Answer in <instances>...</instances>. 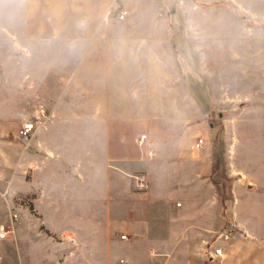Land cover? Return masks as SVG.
Here are the masks:
<instances>
[{
  "label": "rangeland",
  "instance_id": "obj_1",
  "mask_svg": "<svg viewBox=\"0 0 264 264\" xmlns=\"http://www.w3.org/2000/svg\"><path fill=\"white\" fill-rule=\"evenodd\" d=\"M164 1L130 0L128 17L119 21L117 6L93 17L70 12L61 0H0V218L7 215L11 182L34 187L36 167L58 153L55 142L40 145L44 133L122 134L114 137L138 154L122 163V192L127 186V199L139 194L144 208L154 197L166 206L157 205L149 227L148 214L132 210L131 200L126 226L113 231L109 251L90 253L83 239L70 254L55 236L48 237L46 251L39 239L35 246V238L24 235L22 210H34L22 201L21 189L12 207L19 216L14 243L0 250V264H183L187 242L190 255L203 258V239L208 248L223 232L244 234L247 184L264 153V0H176L172 13ZM86 21L101 22L87 28ZM119 100L122 110L115 107ZM26 122L37 125L28 139L20 135ZM142 135L148 140L140 147ZM201 138L206 144L199 155L208 158L206 202L188 205L175 196L166 204L171 192L188 186L183 164L192 161L183 155L193 154ZM150 144L154 159L146 157ZM60 153L68 169L77 164L76 153ZM139 174L147 175L143 190L135 185ZM7 226L0 220V230ZM198 228L212 232L187 237Z\"/></svg>",
  "mask_w": 264,
  "mask_h": 264
},
{
  "label": "crops",
  "instance_id": "obj_2",
  "mask_svg": "<svg viewBox=\"0 0 264 264\" xmlns=\"http://www.w3.org/2000/svg\"><path fill=\"white\" fill-rule=\"evenodd\" d=\"M61 1L63 6L70 7V12H77L82 16L98 17V15L106 13L115 6L118 7L119 13L122 5L124 9L126 7L132 9V5L129 4L130 0ZM77 2H79L78 5H76ZM164 2H166V8L170 13L177 7L176 0H165ZM197 7L201 9L200 5H197ZM100 22L91 23L86 21L85 25L87 28H98ZM109 106V104H103V107ZM115 107L122 110V100H119ZM103 119V121L101 120L103 123L112 124V121L108 118ZM117 124L120 125L119 130L121 131L122 118ZM114 132L82 134L76 138L73 135L41 134L39 138L40 145H44L43 142L47 140L55 142L58 153L46 157L43 165L36 167L33 172L36 180L34 187H20L18 183L11 182L5 199L7 215H3L0 220L7 219L9 225L10 215H18L12 210V207L15 208L17 204L15 201L17 191L22 189V201L31 204L34 210L33 214L30 210H22V217L24 218L25 216L27 219V225L22 227L26 231L24 235L33 236L35 238V246L36 240L39 239L41 244L44 243L46 251H48L52 243V239L49 238L55 236L63 242L62 246L70 254L78 251V242L83 239L86 240V250L90 253L109 251L113 231L126 226V206H130L131 200L135 202V205L133 206L134 209L129 208L137 212V214L146 212L148 214V226L150 227L149 224L155 225V220L158 218L157 205H162L165 208L166 206L163 203L159 204L160 202L155 200L154 197L144 208L143 203L138 202L140 200L139 194L131 192L127 199V186L124 187L122 192V181L123 183L126 182V179L122 178V163L129 158L135 159L138 154L132 153L128 149L123 142V138H115L122 137V134L119 133L120 135L117 136V133ZM169 134H167L168 141L171 140ZM114 135L116 136L114 137ZM63 141H69V143H62ZM195 144L192 147L195 151L193 154L188 155L186 153L183 155V157H188L192 161L189 162L188 160V162L186 161L183 164L184 180H186L185 182L188 183V186L183 188L181 192H176L177 194L171 192L170 196H167L168 201L166 204H173L171 199L175 196L181 197L184 203L188 205L194 203L201 205L206 202L208 195L205 176L208 158L207 156L199 155V151L201 152L202 149L197 150ZM150 146L155 149L152 144ZM171 147L175 148L174 146ZM65 150H70L71 153L77 154V164L72 165L70 169L63 165L65 158L60 152ZM195 156L199 157V159L195 158ZM100 157L106 165H102L103 162L99 160ZM24 158L25 165H30L26 154H24ZM111 162L114 165H111ZM187 169L190 170L187 172ZM256 171L254 170L253 173ZM257 173V175L254 174L253 180L247 184L246 192L249 206L247 219L249 222L243 231L244 234L239 232L232 233L228 241L223 240L221 234L213 243L208 242L210 243L208 248H206V239H203L204 245L199 246L200 251L205 249L203 258L190 255L192 245L187 242V246L183 248L182 252L189 253V255L186 256L183 264H264V153L262 167ZM3 187L0 186V191L4 189ZM233 194L238 200L239 195L236 188H234ZM190 220L187 218L184 221L192 226ZM17 221H19V216ZM143 225L145 226V224ZM37 227H44L46 232L41 234L40 232L42 231H36ZM142 228V232L145 233L147 231L146 226ZM199 230L186 232L187 237L190 238L196 233L200 237L212 232L208 228H200ZM14 234H8L6 240H0V250L6 249L8 244L14 243L12 241ZM218 247L223 249L224 256L222 258H212L213 250ZM154 249L151 247L149 250L152 255H156Z\"/></svg>",
  "mask_w": 264,
  "mask_h": 264
},
{
  "label": "built area",
  "instance_id": "obj_3",
  "mask_svg": "<svg viewBox=\"0 0 264 264\" xmlns=\"http://www.w3.org/2000/svg\"><path fill=\"white\" fill-rule=\"evenodd\" d=\"M128 15H129V12L127 10L121 9L118 13L117 19L119 21H124L128 17ZM43 114H45V113H43ZM36 126L37 125L33 122H26L20 130L21 137L24 139H28L31 136V134L33 133V131H35ZM147 140H148V136L142 135L138 138L137 143L140 147H143V146H145ZM205 144H206L205 139L201 138L196 142L195 148L197 150H201L205 147ZM146 155H147L148 159H153L157 156V152L154 148H152L151 146H148L146 149ZM134 179H135L136 187L138 189L143 190V189L147 188L148 181H147V175L146 174L136 175V176H134ZM17 219H18L17 214H11L10 215V224L7 227H2L0 230V240H6L8 238V234H13L15 232L14 223ZM232 233L233 232L231 230L223 232V234H222L223 240H225V241L230 240ZM121 239L126 240L127 236L123 234L121 236ZM223 256H224L223 249L220 247L215 248L213 250V253L211 254L212 258H222ZM120 264H127V263L125 260H121Z\"/></svg>",
  "mask_w": 264,
  "mask_h": 264
}]
</instances>
